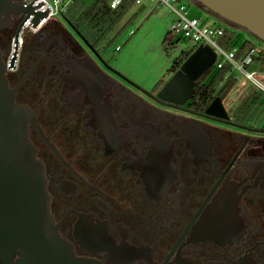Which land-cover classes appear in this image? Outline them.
<instances>
[{"label": "flooded vegetation", "instance_id": "obj_1", "mask_svg": "<svg viewBox=\"0 0 264 264\" xmlns=\"http://www.w3.org/2000/svg\"><path fill=\"white\" fill-rule=\"evenodd\" d=\"M23 20L0 29L8 86L30 111L50 213L77 256L264 264V116L236 118L223 98L229 117L207 115L202 75L185 103L165 99L183 62L146 89L82 29L57 18L21 34ZM15 249L0 239V264H28Z\"/></svg>", "mask_w": 264, "mask_h": 264}, {"label": "water", "instance_id": "obj_2", "mask_svg": "<svg viewBox=\"0 0 264 264\" xmlns=\"http://www.w3.org/2000/svg\"><path fill=\"white\" fill-rule=\"evenodd\" d=\"M205 10L235 23L264 41V0H195ZM26 14L34 25L46 12H38L26 0H0V29L11 27ZM19 32V31H18ZM18 35L16 36V39ZM17 41V40H16ZM217 54L209 45H199L164 84L159 96L185 103L197 79L213 66ZM7 66L0 49V239L12 245L15 253L26 252L28 264H103L79 257L73 245L59 233L49 208L44 165L36 156L29 138L30 111L15 102L8 86ZM211 116L229 117L223 100L217 96L206 108ZM262 130V129H260ZM25 255V254H24ZM26 262V259H23Z\"/></svg>", "mask_w": 264, "mask_h": 264}, {"label": "rangeland", "instance_id": "obj_3", "mask_svg": "<svg viewBox=\"0 0 264 264\" xmlns=\"http://www.w3.org/2000/svg\"><path fill=\"white\" fill-rule=\"evenodd\" d=\"M86 1L90 3L92 0ZM156 2V0L154 2L146 1L144 5L132 8L114 30L113 35H117L114 42L106 47H104L106 44L104 42L98 47L105 61L114 69L146 89H153L165 82L170 77V69L176 58L182 51H188L194 46L191 40H182L178 36L174 37L170 34V27L176 19V14L167 4L157 5ZM185 2L188 5L190 16L209 20L210 24H222L231 28L229 24L218 19L192 0H185ZM57 18L70 28L74 26L81 29L75 18H68L66 15H58ZM232 29L235 31L231 41L233 46L240 47L248 41L252 45L264 48V41L251 32L242 28L233 27ZM118 45L121 47L120 50H116ZM261 60L264 61V56L247 65V69L262 70L259 63ZM213 72L214 66L206 70L207 75H211ZM257 76L264 81L261 75ZM242 80H246L245 77L242 76L238 82ZM250 86L249 82L244 87H235V103L238 102L236 100L241 92Z\"/></svg>", "mask_w": 264, "mask_h": 264}, {"label": "trees", "instance_id": "obj_4", "mask_svg": "<svg viewBox=\"0 0 264 264\" xmlns=\"http://www.w3.org/2000/svg\"><path fill=\"white\" fill-rule=\"evenodd\" d=\"M192 1L203 7L200 2ZM133 4L134 0H123L118 7L112 8L108 0H92L90 3H87L86 0H75L65 15L68 18L77 19V23L80 25L84 34L95 46H100L106 42L104 44V47H106L116 39L117 35H113V32L126 13L132 9ZM208 11L231 26V28L226 27V34L222 38L223 44L226 47H230L235 34L232 28H244L222 18L211 10ZM250 45L247 41L240 46V50L243 51ZM193 50L192 48L188 51H182L174 61L172 70H175L179 64L184 62ZM229 69L230 67L226 65L221 69L215 70L214 65V72L211 75H207L206 71L202 74L203 80L196 90L198 94L196 102L199 103L202 109L208 107L217 96L223 98L226 103L231 105L236 104L234 102L235 87L239 84L238 79L230 77L227 82L220 85ZM236 101H238V104L233 113L236 118L246 119L253 116L261 118L264 116V92L256 86L251 84L250 87H247L245 91L241 92Z\"/></svg>", "mask_w": 264, "mask_h": 264}, {"label": "built area", "instance_id": "obj_5", "mask_svg": "<svg viewBox=\"0 0 264 264\" xmlns=\"http://www.w3.org/2000/svg\"><path fill=\"white\" fill-rule=\"evenodd\" d=\"M38 12H46L38 24L34 25L33 19L35 14L25 20L21 30V34L25 32H37L42 26L46 25L52 20L57 19L58 15H65L75 0H26ZM123 0H108L112 8L118 7ZM146 1L154 2L155 0H134L133 7L142 6ZM156 4H167L171 10L176 14V19L170 27V34L178 36L179 39L191 40L194 43L192 47L195 49L199 45H209L217 54L216 60L213 64L215 70L221 69L228 65L230 69L225 75L222 84L227 82L230 77L240 79L242 76L246 80L239 82V88L252 84L264 92V81L257 75H261L264 80V61L261 60L260 66L262 70H248L247 65L252 64L256 59L264 56V48L257 45H250L243 51L239 46L226 47L223 44L222 38L226 34V27L222 24H210L209 20H201L197 16H190L188 5L185 0H156ZM24 18L26 14H22ZM20 40L22 37L20 36ZM191 48V49H192ZM118 45L116 50H120Z\"/></svg>", "mask_w": 264, "mask_h": 264}]
</instances>
